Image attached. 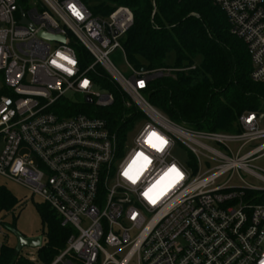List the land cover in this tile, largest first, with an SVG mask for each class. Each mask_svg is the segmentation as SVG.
I'll use <instances>...</instances> for the list:
<instances>
[{
	"label": "built area",
	"instance_id": "built-area-1",
	"mask_svg": "<svg viewBox=\"0 0 264 264\" xmlns=\"http://www.w3.org/2000/svg\"><path fill=\"white\" fill-rule=\"evenodd\" d=\"M213 2L247 48L252 82L264 85V0ZM133 25L127 7L96 17L81 0H0V177L73 229L50 264H264V168L254 165L264 159V114L241 115L237 134L172 123L145 96L160 74L128 65V79L111 61L116 51L127 59ZM98 68L142 115L122 138L99 117L115 97ZM38 250L24 257L41 264Z\"/></svg>",
	"mask_w": 264,
	"mask_h": 264
},
{
	"label": "trees",
	"instance_id": "trees-1",
	"mask_svg": "<svg viewBox=\"0 0 264 264\" xmlns=\"http://www.w3.org/2000/svg\"><path fill=\"white\" fill-rule=\"evenodd\" d=\"M96 17H105L118 7L134 13V25L123 39L129 63L137 70L164 74L149 82L145 96L175 125L202 132L237 134L244 113L264 114V85L250 78L252 66L246 46L230 33L227 18L213 0H81ZM78 56L87 53L77 47ZM175 54L170 67L167 56ZM89 57V56H88ZM93 61L88 58L86 65ZM194 67V69H192ZM171 75L165 76L166 71ZM99 82L115 97L114 105L101 111L112 131L122 138L127 129L142 120L136 108L127 110L122 96L103 70ZM74 112L90 114L77 105ZM21 201L0 186V215L14 214ZM44 228L38 262L50 264L67 248L74 231L47 204H37ZM14 217L9 232L16 230ZM0 264H31L16 247L3 243Z\"/></svg>",
	"mask_w": 264,
	"mask_h": 264
},
{
	"label": "rangeland",
	"instance_id": "rangeland-1",
	"mask_svg": "<svg viewBox=\"0 0 264 264\" xmlns=\"http://www.w3.org/2000/svg\"><path fill=\"white\" fill-rule=\"evenodd\" d=\"M111 61L113 65L117 68V70L126 78H131L132 73L129 70L128 65H131L129 61L124 57L121 51H116L111 56ZM166 63L170 67H174L176 64V57L175 54H169L166 59ZM194 69V67L192 68ZM172 73L169 71L165 72V76H170ZM97 91V89H96ZM71 98L79 101L82 104H85V99L81 96H71ZM92 112L97 113L98 109L96 107H92ZM143 124H139L136 126V128L133 131L132 139L135 138L140 130L142 129ZM131 141L129 142V147H131ZM263 142H255L247 145L244 148V153L250 152L256 148H258ZM127 147V144L123 143L122 145V151L121 156H125L127 154V151L129 149ZM175 156L182 162L188 161L190 154L189 152L182 146L177 147V151L175 152ZM254 165H258L264 168V159H262L259 162L254 163ZM247 181L250 183H253V181L246 176H243ZM229 179V176L222 179L220 183H225ZM237 182V179H234L232 182V185H235ZM0 186L6 187L13 196L21 201L19 207L16 209L14 214H2L0 215V244L3 245V243H7L11 247H17V241L14 235L9 232L6 228H10L13 225L14 217H17L16 221V231H18L20 234H22L26 238H37V237H43V232L45 231L40 217L36 210V205L38 204H45L43 200H41L38 197H33L29 191L26 189L14 184L13 182L7 181L4 178L0 177ZM106 250L109 253H114V250L107 248ZM32 252L31 249H24V253ZM123 255L119 256L118 259H122ZM77 264V263H76ZM132 264H136V261H134Z\"/></svg>",
	"mask_w": 264,
	"mask_h": 264
},
{
	"label": "water",
	"instance_id": "water-1",
	"mask_svg": "<svg viewBox=\"0 0 264 264\" xmlns=\"http://www.w3.org/2000/svg\"><path fill=\"white\" fill-rule=\"evenodd\" d=\"M49 39H53L51 37H46ZM62 42L63 39H60ZM164 74H160L159 76L162 77ZM88 103L91 104L90 99H88ZM11 233L14 235L17 241V247L16 250L18 253L22 252L24 249H31V250H38L43 245V238L37 237V238H26L22 234H20L16 230H11Z\"/></svg>",
	"mask_w": 264,
	"mask_h": 264
},
{
	"label": "snow or ice",
	"instance_id": "snow-or-ice-1",
	"mask_svg": "<svg viewBox=\"0 0 264 264\" xmlns=\"http://www.w3.org/2000/svg\"><path fill=\"white\" fill-rule=\"evenodd\" d=\"M71 63V61H69ZM153 136H155V133H153ZM163 143V141H161V144ZM125 175H127V173H125ZM131 179V177H129ZM135 182V181H133Z\"/></svg>",
	"mask_w": 264,
	"mask_h": 264
}]
</instances>
